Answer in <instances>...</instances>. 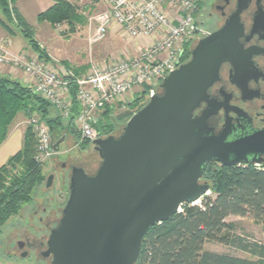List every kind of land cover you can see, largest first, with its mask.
Here are the masks:
<instances>
[{
  "label": "water",
  "instance_id": "obj_1",
  "mask_svg": "<svg viewBox=\"0 0 264 264\" xmlns=\"http://www.w3.org/2000/svg\"><path fill=\"white\" fill-rule=\"evenodd\" d=\"M248 2L237 0L236 11L163 78L118 136L91 141L100 163L92 174L72 168L59 221L47 237L48 264H136L150 227L209 193L201 182L209 162L263 163L264 128L230 138L229 127L216 135L207 124L219 106L207 91L221 65L247 60L239 15ZM202 102L206 108L194 115ZM64 140L53 141L55 152ZM53 182L47 175L44 187Z\"/></svg>",
  "mask_w": 264,
  "mask_h": 264
},
{
  "label": "trees",
  "instance_id": "obj_2",
  "mask_svg": "<svg viewBox=\"0 0 264 264\" xmlns=\"http://www.w3.org/2000/svg\"><path fill=\"white\" fill-rule=\"evenodd\" d=\"M17 1L19 0H0L2 13L9 21V4ZM37 20L49 23L65 20L72 25L73 30L74 22H81L82 19L74 13L68 2L59 0L38 13ZM16 23L21 34L28 39L31 50L39 59L49 62L29 33V24L18 15ZM0 24L8 28L2 19ZM189 55L184 48L182 59L186 61ZM75 74L76 70L73 75L66 72L65 76H62L68 81L73 102L69 118H62L58 110L36 94L29 85L0 76V144L6 139L18 114H22L26 119L33 115L39 116L49 128L52 137V130L58 128L64 129V134L65 131L77 133L76 141L80 145L88 143L80 142L79 131L73 125L79 111L75 101L74 79L78 77ZM143 97H136L132 105L143 100ZM103 110L101 117L104 121L110 118L112 122H126L135 112L127 108L114 118L112 109L103 107ZM110 121L104 122L102 126L105 135H110L112 130ZM35 144L32 127L26 125L21 148L0 166V230L12 216L18 214L23 204L33 199L36 190L45 182L43 163L35 158ZM202 181L208 183L209 193L213 196H202L201 205L185 204L181 211L168 220L150 227L143 238L136 264H264V163L260 166L250 163L225 166L211 162L206 165ZM229 216L250 218L261 227L262 238L255 240L250 236L235 233L236 225L227 221ZM211 241L247 253L249 257L204 249V244Z\"/></svg>",
  "mask_w": 264,
  "mask_h": 264
},
{
  "label": "built area",
  "instance_id": "obj_3",
  "mask_svg": "<svg viewBox=\"0 0 264 264\" xmlns=\"http://www.w3.org/2000/svg\"><path fill=\"white\" fill-rule=\"evenodd\" d=\"M101 2L104 8L94 17L95 29L88 38L89 45L104 40L111 29L129 40L150 41L131 56L90 60L86 73L74 79L79 111L73 124L80 130L81 139L88 142L107 136L95 127L101 108L114 109L124 96L130 100L135 88L139 89L136 92L140 97H149L163 78L183 62L185 42L188 34L194 32L198 8L197 0ZM4 65L21 70L36 94L51 103L62 118L70 117L73 102L69 84L52 63L26 52L12 53L7 43L0 42V66ZM27 120L36 140L35 158L44 163L55 152L51 132L39 116Z\"/></svg>",
  "mask_w": 264,
  "mask_h": 264
},
{
  "label": "rangeland",
  "instance_id": "obj_4",
  "mask_svg": "<svg viewBox=\"0 0 264 264\" xmlns=\"http://www.w3.org/2000/svg\"><path fill=\"white\" fill-rule=\"evenodd\" d=\"M57 1L59 0H53V4H55ZM63 1L68 2L73 7L74 13L79 17H81L82 19L81 22H74L73 30L71 29L72 25L65 20L58 21L55 23H49L47 21L37 20L36 14L42 11V9H40L41 7L38 5L37 2H35V0H27L23 3L22 12L25 18L23 17L22 18L26 21L27 24H29L28 31L29 33H31L32 37L34 38L39 48L43 51L42 55L52 63H54V61L55 63L56 61L59 62L61 59L66 61L68 65L70 64L72 71V72L70 71L71 75H73V73H75L76 70L77 74L75 75L81 77L86 73L87 70L85 72L84 71L82 72L80 70L82 68L84 70L85 67L82 64H79L80 58L82 59L86 57L85 62L87 63V65L89 64L90 60L95 62L102 59V56L100 57L93 55L92 48L94 45L101 43L105 39L96 44L89 45L88 38L94 32L95 29V21H94L95 15L99 13L101 10H103L104 7L101 0H63ZM203 1L204 0H197L198 8L203 3ZM17 2L9 4L11 21H9L6 15L2 13V9L0 8V19H2V21L6 23L8 28L2 27L1 24L0 26L6 31V33L10 37H13L15 35L19 37L21 40H23L21 46L26 47L27 49H31L28 39L24 37L23 34H21L20 28L16 23L17 15L22 16L17 9L16 6ZM195 17L196 19L198 17L197 11L195 12ZM121 40L124 43L131 41L123 35H121ZM196 43H197L196 36L193 35V33H190L188 34V38L185 42L184 48L190 53L189 48L192 47L193 49ZM32 55H37V54H35V52L33 51ZM110 57L115 58V57H120V55L110 56ZM138 90H139L138 88L134 89L135 92L132 93L133 97H131L130 100L126 101L124 99L125 104H122L121 106L116 105L115 106L116 108L112 109L111 113L114 118H117V116L120 115L122 112L126 111L127 108L130 111H136L137 108H139V106L143 102L146 103L148 101L149 97L144 96L143 100H139L136 105H132L133 102L136 101L137 99L136 97L140 95L138 92H136ZM159 90L160 88L158 87L156 91ZM127 98H129V96H127ZM22 116H23L22 114H18L14 120L19 119V117ZM97 116L100 123H97L95 127L97 129L102 130L103 129L102 126L104 122H109L111 119L108 118L107 120L105 119L104 121L101 115L98 114ZM21 119L25 123V125H28L27 124L28 120L24 116ZM66 121L67 119H65L64 123H66ZM110 122L112 123V130L110 132V135L116 137L122 132L125 122L123 121H116V122L110 121ZM66 132L67 131H65V140L62 143H60V150L63 149L64 150L63 151L59 150L58 152H54V154L50 158L45 160L43 163V173L45 177H47V175H49L55 170L54 172L55 178L52 186L49 188H45L43 183L36 190L33 199L30 202L23 204L18 214L12 216L1 228L0 264H48L50 262V259L46 260L41 257L37 258V256L35 257L34 255H29L22 258L19 256L17 250L13 252L9 250L16 245L23 232V229H27L28 231H30L32 224L35 225L39 224L36 218L30 220L29 216L31 215V211L34 205L42 203L41 198H44L45 195L52 194L54 196V199H52L51 201V207L54 211V213L53 211L52 213L56 215L54 222L56 224L58 223L59 217L61 215L62 206L68 195L67 182H69L68 181L69 178H68L66 185L63 186L61 184L59 178L60 177L59 173L62 170V167L60 165L61 162L66 163L64 170L67 169L69 170L70 164H76L77 166L80 165L83 166L82 168L89 174L94 173V171L99 165L100 157L98 155V152L94 150L93 145L90 142H88L85 143L84 145L77 146V148L73 147L70 142V138L68 136H72L73 138H75V135L74 133H69V132L66 133ZM52 134H53L52 140L56 141L57 139H59V137H61V135H64V129L60 130L57 128L55 130H52ZM201 182L204 181L201 180ZM212 196L213 195L210 193L206 194V197H212ZM57 201L60 202L63 201V204L61 206V209H59V211L57 210L58 209ZM201 204L202 201L199 200L192 205H201ZM27 220L31 221L29 222V225L27 223ZM227 221L235 223L236 225L235 233L237 234L247 235L250 236L251 239H255V240H260L262 238L261 227L250 218L229 216L227 218ZM204 249L218 253H227L238 256H248L243 252H240L232 247L213 241L206 242L204 244Z\"/></svg>",
  "mask_w": 264,
  "mask_h": 264
},
{
  "label": "flooded vegetation",
  "instance_id": "obj_5",
  "mask_svg": "<svg viewBox=\"0 0 264 264\" xmlns=\"http://www.w3.org/2000/svg\"><path fill=\"white\" fill-rule=\"evenodd\" d=\"M236 7L237 0H204L197 10V19L194 18L193 35L196 36L197 42L219 29L236 11ZM239 21L242 25L239 42L247 52V60L243 65L236 67L229 62L223 63L218 79L207 91L209 99L219 105L216 112L208 117L207 124L216 135L229 127L230 138L264 128V0H249L246 8L240 12ZM191 50L192 47L189 48L190 52ZM206 106L207 103L202 102L194 111V115H200ZM60 165L62 170L59 178L64 186L72 168L77 165L70 164L69 170H64L65 162ZM54 172L55 170L50 174L54 175ZM41 201L42 203L34 205L29 216L30 220L36 218L39 224L27 227L30 231L23 229L18 242L9 250H17L22 258L34 255L37 258L50 259V255H45L46 241L50 230L56 225V215L53 214L52 199L49 195H45ZM30 220H27L28 225Z\"/></svg>",
  "mask_w": 264,
  "mask_h": 264
},
{
  "label": "crops",
  "instance_id": "obj_6",
  "mask_svg": "<svg viewBox=\"0 0 264 264\" xmlns=\"http://www.w3.org/2000/svg\"><path fill=\"white\" fill-rule=\"evenodd\" d=\"M25 1H27V0H20L16 4L18 11L22 15L23 18H25V17H24L23 12H22V7H23V3ZM35 2L38 3V5L41 7L40 9H42V11H44L45 9H47L48 7L53 5V0H35ZM42 11H40V12H42ZM40 12H38V13H40ZM37 14H36V18H37ZM22 41L23 40H21L19 37L15 36V35L13 37H10L6 33V31L3 28H1V26H0V42L7 43L8 48L12 53L26 52L29 54H33V51L31 49H27L26 47L21 46ZM149 41H150V39H148V38H138L136 40H131L130 42L124 43L121 40V35L119 34V32L116 29H111L104 41L93 46V48H92L93 49V55L100 56V57L102 56V59L110 57V56H116V55H120V57L131 56V55L136 54L139 51V49L144 47ZM91 54H92V51H91ZM105 55H106V57H105ZM85 60H86V57H84L82 59L80 58V61H79L80 62L79 64H82L83 66H85L84 70H83V68L80 69L82 72L83 71L85 72L88 69V67H87L88 65L85 62ZM50 63H52V62H50ZM52 64L59 70L60 73H62V71H64V72L66 71L68 73L71 71L70 64L68 65L67 62L62 60V59L59 62L56 61V63L54 61V63H52ZM0 76L10 78L13 80H17L23 84L28 85V78L23 74V72L19 69H14V68L10 67L9 65L0 66ZM124 99L127 101V99H129V98H127L126 96L121 97L118 100L116 105L121 106L122 104H125ZM115 108L116 107H114V109ZM103 111H104L103 108H101L98 111V114L102 115ZM19 116H21V115H19ZM21 118H23V116L19 117V119L14 120L13 124L10 126V129L8 131L6 139L0 144V166L5 164L6 161L8 160V158L10 156H12L13 154H15L22 146L23 134H24V130H25L26 125L22 121ZM73 133L75 135V140H73L72 136H68V137L70 138V142H71L72 146L77 148V146H79L80 144L76 141L77 140V133H75V132H73ZM79 140H80V142L82 141L80 139V137H79ZM63 150H60V151H63ZM49 196L51 199H54V196L52 194L51 195L49 194ZM57 202H58L57 203V205H58L57 210L59 211V209H61L63 201L62 202L57 201ZM59 206H60V208H59ZM244 254L248 255L247 253H244ZM242 257H249V255L248 256H242Z\"/></svg>",
  "mask_w": 264,
  "mask_h": 264
},
{
  "label": "bare ground",
  "instance_id": "obj_7",
  "mask_svg": "<svg viewBox=\"0 0 264 264\" xmlns=\"http://www.w3.org/2000/svg\"><path fill=\"white\" fill-rule=\"evenodd\" d=\"M29 125V124H28ZM77 128V127H76ZM77 130L79 131L80 134V130L77 128ZM65 136V135H64ZM108 136V135H107ZM106 137V136H105ZM99 138H103V137H99ZM80 139H81V134H80ZM82 140V139H81ZM91 143V142H90ZM196 203V202H195Z\"/></svg>",
  "mask_w": 264,
  "mask_h": 264
}]
</instances>
